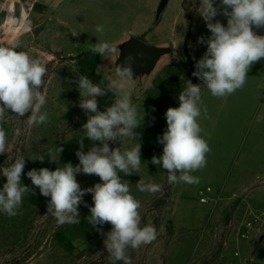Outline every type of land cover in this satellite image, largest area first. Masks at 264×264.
I'll list each match as a JSON object with an SVG mask.
<instances>
[{"label":"rangeland","instance_id":"obj_1","mask_svg":"<svg viewBox=\"0 0 264 264\" xmlns=\"http://www.w3.org/2000/svg\"><path fill=\"white\" fill-rule=\"evenodd\" d=\"M146 1L80 0L79 22L84 24L86 50L69 52L55 51L48 44V10L44 2L41 7L35 5L36 13L32 2L24 3L27 15L20 28L14 30L9 14L14 15L18 0H0V45H8L18 36L21 47L17 51H25L44 63L47 74L40 91L46 95V103L41 113L48 114L46 123L30 126L27 121L31 113L20 117L6 111L2 123L8 143L6 153L0 155V190L6 183L2 169L23 158L21 183L30 191L24 195L16 216L0 212V264H123L110 257L105 248L106 233L112 225L93 226L87 220L93 206L91 193H86L78 206L79 224L58 225L47 213L50 197L41 195L27 176L32 169L54 171L67 163L79 165L76 152L81 138L85 153L94 145L100 146L84 136L82 126L94 113L86 114L79 106L76 81L80 75L94 84L102 81L105 88L115 81L112 92L96 97L99 111H105L115 96L125 91L131 93L137 110L140 124L134 129L136 135L108 142L110 149L121 148L122 152L141 145L139 170L128 176L122 172L118 175L130 183V193L142 205L141 227L154 226L156 239L138 249L127 248L131 264H264V58L250 67L242 88L223 98L214 97L192 70L196 71L211 36L202 15L205 24L198 25L194 35L175 36L165 28L156 33L160 19L154 17L153 26L139 39L155 44L165 40L171 52L152 76L137 82L134 78L121 87L108 65L110 56L101 57L91 48L101 41L112 45L126 31L138 28L146 14ZM213 5L218 14L212 22L228 21L220 0H213ZM98 25L103 26L102 33L96 31ZM200 38L205 42L201 43ZM189 82L201 87L198 123L200 135L211 150L206 166L191 173L199 177V184H169L167 170L151 160L163 153L158 138L167 130L165 113L169 107H179V93ZM56 147L63 151L53 162L48 152ZM40 156L45 157L43 162L33 160ZM140 179L159 184L161 190L154 194L140 192L136 187ZM76 180L81 189L102 182L98 176L82 172L76 174ZM202 197L207 198L206 202H200ZM242 233L246 238H241ZM236 252L239 257H234Z\"/></svg>","mask_w":264,"mask_h":264},{"label":"clouds","instance_id":"obj_2","mask_svg":"<svg viewBox=\"0 0 264 264\" xmlns=\"http://www.w3.org/2000/svg\"><path fill=\"white\" fill-rule=\"evenodd\" d=\"M222 14L228 17L227 27L219 21L212 22L218 10L213 0H201L200 14L206 22L211 36L207 40V51L197 61L194 76L204 81L211 95L217 98L233 94L242 88L248 78L250 67L264 58V36L254 34L252 25H264V0H220ZM230 9V11H229ZM103 26L96 27L103 32ZM200 42L204 43L203 38ZM21 47L19 37L13 38L8 45H0V155L7 151V133L2 126L6 111L23 117L28 113V124L38 125L48 121V114L41 113L46 103V95L40 91L47 74L44 63L33 58L25 51H17ZM94 54L108 57L117 49L108 42H97L91 48ZM133 58L128 57L123 65L116 69L120 86L134 76ZM71 83V81H70ZM80 93L79 106L90 115L82 126L84 136L100 146H92L87 153L83 151V138L76 156L79 165L71 163L57 167L54 171L48 168L32 169L27 172L32 184L39 188L40 194L50 197L47 213L55 217L58 225H75L80 223L78 206L86 193L92 194L93 206L91 215L87 217L93 226L110 223L111 231L106 233L105 248L109 256L123 264H131L126 249H138L142 245L156 239V229L152 225L141 227L140 201L130 193V183L122 181L118 173L125 176L138 171L141 166V145L136 144L129 150L110 149L109 141L117 138L136 135L134 129L139 126L137 110L132 105L131 93L125 91L117 96L114 103L105 111L98 110L96 97L111 91L115 81L109 82L107 88L102 81L94 84L87 76L80 75L76 81ZM201 87L189 82V86L179 93V107H169L165 113L167 130L158 142L163 145V153L152 157L151 163L162 165L167 170L169 184L183 182L189 185L199 184L200 179L191 173L204 168L207 164V153L210 147L200 135L198 118L201 115ZM206 112V108H204ZM62 147L50 149L48 157L57 161V153ZM44 161L40 156L33 160ZM25 159H16L11 166L2 169L6 183L0 190V212L9 217L18 214L23 197L30 189L21 183ZM94 174L101 183L93 187L81 189L76 174ZM179 174V175H178ZM140 192L156 193L161 186L154 182L140 179L136 183ZM99 231V229H98Z\"/></svg>","mask_w":264,"mask_h":264},{"label":"crops","instance_id":"obj_3","mask_svg":"<svg viewBox=\"0 0 264 264\" xmlns=\"http://www.w3.org/2000/svg\"><path fill=\"white\" fill-rule=\"evenodd\" d=\"M32 2V11L36 13V7H41L44 2L48 10V44L52 46L55 51H84L83 45L86 42L83 31V23L80 21L81 6L80 0H18L16 4L20 6V14L18 21L27 15L24 3ZM160 0L146 1V14L142 19L140 26L134 30H128L123 33L118 39L113 42V46L117 49L116 55H110L108 58V65L114 69L113 76H116V69L119 65L125 63V45L131 38L139 39L141 35L148 32L154 24V17L156 8ZM65 3L60 8L59 5ZM34 8V9H33ZM60 8V9H59ZM60 10V12H59ZM22 11V12H21ZM201 0H168L165 8L162 10L159 21L155 27L156 33L161 29H166L170 35H194L195 29L198 25L205 24L201 18L200 12ZM227 27V21L223 23ZM254 34L264 36V31L259 27L252 25ZM140 40V39H139ZM148 45L154 46L159 50V55L154 65L147 71L136 72L133 71L136 81L152 76L161 61L168 57L171 49L165 45V40L159 41L156 44L151 41L144 40ZM90 50V49H89ZM197 71V68H196ZM118 78V77H117Z\"/></svg>","mask_w":264,"mask_h":264},{"label":"water","instance_id":"obj_4","mask_svg":"<svg viewBox=\"0 0 264 264\" xmlns=\"http://www.w3.org/2000/svg\"><path fill=\"white\" fill-rule=\"evenodd\" d=\"M168 0H160L156 12H155V20H158L162 10L165 8ZM20 16V6L19 4H15L14 6V18L13 24H17L18 18ZM261 31H264V25L259 26ZM126 57L125 61L128 57L133 58L132 69L136 72H144L149 70L154 63L156 62L159 50L151 45L144 43L143 41L131 38L125 45Z\"/></svg>","mask_w":264,"mask_h":264},{"label":"bare ground","instance_id":"obj_5","mask_svg":"<svg viewBox=\"0 0 264 264\" xmlns=\"http://www.w3.org/2000/svg\"><path fill=\"white\" fill-rule=\"evenodd\" d=\"M13 18H14V15L12 14V12L9 14V23L10 25L14 28V30H17L20 28L21 24H22V20H23V17L20 21L17 22V24H13Z\"/></svg>","mask_w":264,"mask_h":264},{"label":"built area","instance_id":"obj_6","mask_svg":"<svg viewBox=\"0 0 264 264\" xmlns=\"http://www.w3.org/2000/svg\"><path fill=\"white\" fill-rule=\"evenodd\" d=\"M205 191H206V193H209L210 192V189L207 188ZM206 199H207L206 197H202L200 199V202H203L204 203V202H206ZM240 236H241V238H246V235L244 233H242ZM234 257H239V253H237V252L234 253ZM240 263H242V262H238V264H240Z\"/></svg>","mask_w":264,"mask_h":264},{"label":"trees","instance_id":"obj_7","mask_svg":"<svg viewBox=\"0 0 264 264\" xmlns=\"http://www.w3.org/2000/svg\"><path fill=\"white\" fill-rule=\"evenodd\" d=\"M189 62H190V64L192 65V62H191V60H189ZM192 70H193V72H194V69L192 68Z\"/></svg>","mask_w":264,"mask_h":264}]
</instances>
